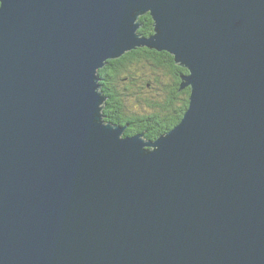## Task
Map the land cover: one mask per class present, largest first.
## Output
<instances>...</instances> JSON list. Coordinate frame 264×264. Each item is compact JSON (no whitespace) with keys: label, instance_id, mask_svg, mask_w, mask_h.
<instances>
[{"label":"water","instance_id":"obj_1","mask_svg":"<svg viewBox=\"0 0 264 264\" xmlns=\"http://www.w3.org/2000/svg\"><path fill=\"white\" fill-rule=\"evenodd\" d=\"M0 2V264H264V0ZM140 47L190 70L155 140L102 111Z\"/></svg>","mask_w":264,"mask_h":264},{"label":"trees","instance_id":"obj_2","mask_svg":"<svg viewBox=\"0 0 264 264\" xmlns=\"http://www.w3.org/2000/svg\"><path fill=\"white\" fill-rule=\"evenodd\" d=\"M140 19L143 23L140 32L151 35L154 31L151 14L142 15ZM187 72L170 52L149 47H140L119 59L109 60L100 70V83L108 98L103 103L105 120L127 125L126 135L144 132L148 140L167 133L182 120L189 107L191 89L180 87L181 76ZM147 86H152L153 92L147 90ZM137 94L144 95L142 100L145 99L147 109L155 111L141 114L133 110L127 101L137 100Z\"/></svg>","mask_w":264,"mask_h":264},{"label":"rangeland","instance_id":"obj_3","mask_svg":"<svg viewBox=\"0 0 264 264\" xmlns=\"http://www.w3.org/2000/svg\"><path fill=\"white\" fill-rule=\"evenodd\" d=\"M143 67H145V65L143 64V63H140ZM147 80H149L148 78H145V81H147ZM151 80V79H150ZM147 90H150V91H152L153 92V90H152V86H147ZM137 96H138V98H137V100L135 99H132V98H130L131 100H129V101H127L128 102V104L129 105H131V108L133 109V110H137V111H141V114H144L148 109H147V105H146V103L144 102V100H142L144 97V95H141V94H137ZM139 100V101H138ZM151 102V101H150ZM153 111H155V110H152V109H150V110H148V112H150V113H152ZM109 122H111V121H109ZM112 124H118V123H114V122H111ZM125 125V124H124ZM123 126V125H122ZM142 133V132H141ZM144 133V132H143ZM145 134V133H144ZM160 136V134L155 138V139H157L158 137ZM155 139H153V140H155Z\"/></svg>","mask_w":264,"mask_h":264},{"label":"bare ground","instance_id":"obj_4","mask_svg":"<svg viewBox=\"0 0 264 264\" xmlns=\"http://www.w3.org/2000/svg\"><path fill=\"white\" fill-rule=\"evenodd\" d=\"M149 13H150V12H149ZM150 14H151V13H150ZM151 16H152V15H151ZM152 17H153V16H152ZM153 20H154V19H153ZM145 36H147V35H145ZM151 49H154V48H151ZM156 50H157V49H156ZM163 50H164V49H163ZM159 51H162V50H159ZM166 51H168V50H166ZM168 52H170V51H168ZM170 53H171L172 55H174L172 52H170ZM186 68H187V67H186ZM187 69H188V68H187ZM188 73H190V70H189V69H188L187 74H188ZM183 75H186V73H184ZM187 87H190V89H191V86H186V87H182V88H187ZM102 111H103V110H102ZM184 114H185V113H184ZM102 120H103V118H102ZM179 123H180V122H179ZM179 123H178V124H179ZM178 124H177V125H178ZM118 125L121 126V124H119V123H118ZM123 126L126 127L125 130H127V125H123ZM175 127H176V125L174 126V128H175ZM172 129H173V128H172ZM172 129H171V130H172ZM171 130H169L168 132H170ZM168 132H167V133H168ZM167 133H165L164 135H166ZM150 150H154V148H151Z\"/></svg>","mask_w":264,"mask_h":264},{"label":"flooded vegetation","instance_id":"obj_5","mask_svg":"<svg viewBox=\"0 0 264 264\" xmlns=\"http://www.w3.org/2000/svg\"><path fill=\"white\" fill-rule=\"evenodd\" d=\"M152 85V84H151Z\"/></svg>","mask_w":264,"mask_h":264}]
</instances>
